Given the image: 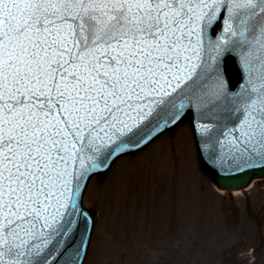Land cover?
Returning <instances> with one entry per match:
<instances>
[{"label": "snow or ice", "instance_id": "obj_1", "mask_svg": "<svg viewBox=\"0 0 264 264\" xmlns=\"http://www.w3.org/2000/svg\"><path fill=\"white\" fill-rule=\"evenodd\" d=\"M197 112L202 167L264 170V0H0V264H87L92 181Z\"/></svg>", "mask_w": 264, "mask_h": 264}, {"label": "rangeland", "instance_id": "obj_2", "mask_svg": "<svg viewBox=\"0 0 264 264\" xmlns=\"http://www.w3.org/2000/svg\"><path fill=\"white\" fill-rule=\"evenodd\" d=\"M161 145L165 169L153 173ZM143 181L157 193L126 202V185ZM85 204L96 217L87 264H264V180L240 195L218 192L189 121L94 179Z\"/></svg>", "mask_w": 264, "mask_h": 264}, {"label": "water", "instance_id": "obj_3", "mask_svg": "<svg viewBox=\"0 0 264 264\" xmlns=\"http://www.w3.org/2000/svg\"><path fill=\"white\" fill-rule=\"evenodd\" d=\"M221 71L223 73L225 80L230 82V85H235L240 81L241 73L239 67L232 58L230 57L224 58V61L222 62ZM188 119H191V123L194 127V132L196 134V144H197L198 137H197L196 129H198L200 126L199 113L197 112L195 113V115L189 114V116L185 121H187ZM198 155H199L200 165H202L199 151H198ZM201 168L215 182V184L218 186L219 189L226 190L228 192L243 190L246 187H248L254 179L264 178V170L261 169L249 170L242 173H232L231 170H229V174H224L223 170H221V174L218 175L215 171H212L207 166L205 167L201 166Z\"/></svg>", "mask_w": 264, "mask_h": 264}, {"label": "bare ground", "instance_id": "obj_4", "mask_svg": "<svg viewBox=\"0 0 264 264\" xmlns=\"http://www.w3.org/2000/svg\"><path fill=\"white\" fill-rule=\"evenodd\" d=\"M164 146V145H163ZM159 146L158 148V152H159V157L155 160L152 168H151V171L153 173H156L158 172V170H160L161 168H164L165 169V159H166V153H165V146L162 147ZM189 153L191 154V151L189 149ZM148 179V178H147ZM257 180L253 182V184H251V186H249L247 189H246V192L251 190L252 186L258 182L261 178H256ZM137 185H133L132 183L126 185L125 187V197H124V200L127 202L128 198L133 196V195H141V196H144L146 197L148 194L150 193H157V189L156 188H149L148 186L145 185V181H143L139 186L138 188L136 189ZM244 191V190H243ZM218 192L220 193H225L224 190H218ZM242 193H245V192H242V191H233L232 194L235 196V195H240ZM152 203L154 205V200H152ZM146 205L150 206L149 203H145ZM110 206V204H109ZM148 209V208H146ZM145 213L147 214V211L145 210ZM109 220V218L107 217V220L105 223H107Z\"/></svg>", "mask_w": 264, "mask_h": 264}]
</instances>
